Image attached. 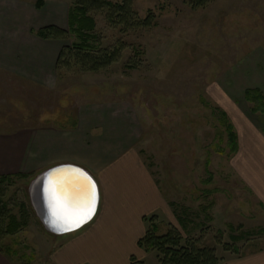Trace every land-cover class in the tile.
Wrapping results in <instances>:
<instances>
[{
	"label": "rangeland",
	"instance_id": "rangeland-1",
	"mask_svg": "<svg viewBox=\"0 0 264 264\" xmlns=\"http://www.w3.org/2000/svg\"><path fill=\"white\" fill-rule=\"evenodd\" d=\"M132 1L138 15H154L156 25L123 32L98 15L102 47L120 51L109 68L67 69L48 86L0 70V133L71 124L65 116H76L83 105L123 109L136 123L135 149L170 204L147 217V230L152 223L159 235L176 229L183 244L192 238L223 260L237 256L226 244L236 245L238 255L264 248V207L233 165L227 130L233 119L244 122L253 113L249 89L264 94V0H210L197 8L187 0ZM60 2L71 7L75 0ZM65 41L71 46L79 39L70 33ZM131 58L137 68H126ZM253 118L264 124V114ZM29 184L14 176L4 185L8 212L27 224L0 246L21 264L45 259L55 245L39 229ZM148 253L141 264H160L157 251Z\"/></svg>",
	"mask_w": 264,
	"mask_h": 264
},
{
	"label": "crops",
	"instance_id": "crops-1",
	"mask_svg": "<svg viewBox=\"0 0 264 264\" xmlns=\"http://www.w3.org/2000/svg\"><path fill=\"white\" fill-rule=\"evenodd\" d=\"M60 4V0H0V70L37 85L56 83L57 62L66 41L44 39L36 32L52 25L68 28L70 6L64 3L62 8ZM252 114L246 115L247 122L232 117L237 134L233 165L264 207V124ZM76 119V128L42 125L0 133V175H26L29 191L38 175L60 165L84 168L99 186L96 216L73 233H49L33 206L39 229L55 241L47 257L34 264L144 262L150 253L140 248L138 241L147 231V217L169 211L170 204L135 149L136 123L125 110L101 104L79 106ZM85 230L86 234L79 233ZM0 264L21 261L0 251ZM220 264H264V248L229 257Z\"/></svg>",
	"mask_w": 264,
	"mask_h": 264
},
{
	"label": "trees",
	"instance_id": "trees-1",
	"mask_svg": "<svg viewBox=\"0 0 264 264\" xmlns=\"http://www.w3.org/2000/svg\"><path fill=\"white\" fill-rule=\"evenodd\" d=\"M194 8L202 7L210 0H187ZM101 15L114 27H120L123 32L137 30L140 28H152L156 25L155 16L149 15L141 18L133 8L132 0H75L69 9L68 29L58 26H47L36 32L44 39L65 40L70 33L75 34L79 41L72 43L71 46H64L57 62L58 76L64 70L75 69L80 72H98L109 68L120 56V51L111 52L109 48L102 47L100 36L97 33V16ZM137 53H140L137 50ZM138 63L131 58L126 64V68L134 69ZM246 100L254 106L252 112L264 114V94L261 90H248ZM222 124L228 122L227 114L223 113ZM65 118L71 124L58 125L62 128H76L77 119L73 114L66 115ZM71 119V120H70ZM227 130L232 143L233 153L237 152V134L235 127L227 123ZM20 178H27L26 175H17ZM13 175H0V243L8 235H14L26 224V219L17 217L8 212V203L5 201L4 185L12 183ZM155 218V216H154ZM182 226L181 221L177 218ZM183 227V226H182ZM184 228V227H183ZM185 229V228H184ZM158 226L152 223L139 241L138 245L145 252L157 251L160 264H220L223 259H219L216 249L199 245L197 240L186 238L176 230L169 229L164 235L157 233ZM264 233V228L261 230ZM235 240H242L243 236H233ZM228 252L237 256L239 248L236 245L226 244ZM0 251L3 248L0 246ZM25 264H31L29 261ZM131 264H141V262Z\"/></svg>",
	"mask_w": 264,
	"mask_h": 264
},
{
	"label": "water",
	"instance_id": "water-1",
	"mask_svg": "<svg viewBox=\"0 0 264 264\" xmlns=\"http://www.w3.org/2000/svg\"><path fill=\"white\" fill-rule=\"evenodd\" d=\"M54 184H58L55 190L60 189L59 186L65 185H67V189L64 190L69 192L75 189L80 192L82 190L89 197V208L82 213L71 215L69 213L64 216V220H57L52 216L54 202L50 200L52 193L50 187H54ZM30 194L34 209L47 231L57 235H65L80 230L93 220L100 206V190L97 181L87 170L75 165H60L41 173L32 182ZM61 195L64 197L66 194L61 191ZM77 220L79 223L76 222Z\"/></svg>",
	"mask_w": 264,
	"mask_h": 264
},
{
	"label": "bare ground",
	"instance_id": "bare-ground-1",
	"mask_svg": "<svg viewBox=\"0 0 264 264\" xmlns=\"http://www.w3.org/2000/svg\"><path fill=\"white\" fill-rule=\"evenodd\" d=\"M58 184H54V187H50L52 191L50 200L54 202V209H52V216L57 220H64V216L71 214L82 213V211L89 207V197L81 190L67 191V185L59 186L60 189H56ZM61 191L66 194L64 197L61 195ZM68 192V193H67ZM60 193V195H59ZM69 195V196H68ZM65 221H67L65 219ZM66 224V223H65Z\"/></svg>",
	"mask_w": 264,
	"mask_h": 264
},
{
	"label": "snow or ice",
	"instance_id": "snow-or-ice-1",
	"mask_svg": "<svg viewBox=\"0 0 264 264\" xmlns=\"http://www.w3.org/2000/svg\"><path fill=\"white\" fill-rule=\"evenodd\" d=\"M94 199H95V197H94V194H93V203H94ZM90 214V213H89ZM86 218V217H85ZM77 223H79V220H77L76 221Z\"/></svg>",
	"mask_w": 264,
	"mask_h": 264
}]
</instances>
